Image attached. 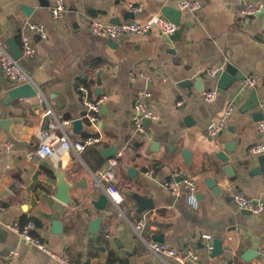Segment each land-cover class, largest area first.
<instances>
[{
  "label": "crops",
  "instance_id": "0c3cea01",
  "mask_svg": "<svg viewBox=\"0 0 264 264\" xmlns=\"http://www.w3.org/2000/svg\"><path fill=\"white\" fill-rule=\"evenodd\" d=\"M45 1L47 5L41 0H0V39L10 50L11 39L22 47L23 35L30 36L35 53L23 54L20 63L38 89V95L7 101L10 88L18 84L0 65V264H63L9 227L29 219L36 221L35 233L52 248L85 264H131L129 254L137 264H179L157 256L149 241L179 250L191 244L199 258L190 264H264V211L246 213L235 200L238 193L264 198V174H249L260 165L252 147L264 142L260 129L264 119H255V111L244 108L256 89L258 110L263 111L264 14L240 12L247 3L264 0H201L198 11L181 10L176 0H65L67 11L60 19L51 14L54 0ZM130 4L141 9L133 12ZM23 5L33 8L30 15ZM168 6L182 11L180 24L170 35L153 28L145 34H126L114 44L91 29L93 19L113 23L120 15L122 21L144 22L154 14L165 15ZM125 11L132 16L125 18ZM29 22L43 23L47 36L31 30ZM228 63L246 77H255L256 85L246 86L243 79L229 90L219 88L222 71L217 76L206 71ZM184 79L191 84L181 86ZM79 84L88 86L94 99L106 97L96 126L85 116L88 109ZM143 89L151 92L150 102L160 119L140 133L134 115ZM213 89L217 96L206 100L203 92ZM230 103L234 109L227 115ZM57 118L71 120L65 129L72 140L91 135L101 140L82 152L56 145L53 155L42 157L38 150L49 123ZM78 118L83 127L77 131L73 121ZM222 119L223 130L212 135L209 125ZM227 144L232 148L227 152L231 171L237 177L224 183L227 163L218 153ZM111 146L118 149L110 158L118 160L115 184L123 201L117 205L110 200L102 210L96 203L105 190L95 184L94 174L110 159L100 148ZM184 149L192 151L190 166ZM60 164L70 183L67 203L57 198ZM173 175L197 181L198 208L188 202L183 183L178 195L164 185ZM208 177L218 182L220 193L208 186ZM135 194L153 199L154 207L138 216ZM99 217L98 232L93 233L92 223ZM140 218L145 221L143 238L134 227ZM203 233L222 239L223 253L212 257ZM254 240L260 255L246 261L243 253Z\"/></svg>",
  "mask_w": 264,
  "mask_h": 264
},
{
  "label": "built area",
  "instance_id": "2783aa9c",
  "mask_svg": "<svg viewBox=\"0 0 264 264\" xmlns=\"http://www.w3.org/2000/svg\"><path fill=\"white\" fill-rule=\"evenodd\" d=\"M179 9L188 11H198L202 8L203 4L201 0H176ZM130 9L133 12H137L141 9L140 5L130 4ZM264 3H247L240 12L243 15H255L262 11ZM67 11V5L65 0H54V4L51 8V14L54 19H60L65 16ZM28 27L37 32L41 37H46V29L41 22H29ZM153 28H158L163 34H173L178 26L167 16L162 14H154L146 21L140 22L136 20H125L120 23H108L98 19L91 21V29L94 33L106 36L114 41H120L126 34H145L151 31ZM23 53L26 56H32L35 53V45L32 42L28 34H24L22 37ZM0 65L5 75L12 80L15 84L21 85L24 83H33V78L29 72L23 67L19 59H16L12 52L2 43L0 39ZM225 68L224 65L214 64L209 67L206 73L209 76H217ZM244 83L246 86H255L257 80L253 76H248ZM84 104L87 107L86 118L94 126L101 119L102 103L106 97L94 99L91 96L90 89L84 84L77 86ZM203 96L206 100L211 101L217 96V90H207L203 92ZM151 92L148 89L139 91L136 112L134 115V124L136 130L140 133H145L147 126L145 119L148 118L151 121H157L160 119L159 113L152 107L150 102ZM234 109V103L228 105L226 114L229 115ZM264 112V105H263ZM48 113H51L49 110ZM70 119H56L49 123L46 135L40 145L38 153L40 156H51L54 153V147L61 145L64 149H74L77 152H82L87 146L97 144L101 137L97 135H91L82 141H74L69 136L65 129V126L70 124ZM225 126V119L212 122L209 125V131L212 135L219 134ZM260 129H264V122H261ZM57 130H60L58 132ZM8 147L12 146L11 142L6 144ZM252 152L256 155L264 154V142H258L253 145ZM118 160L116 158H110L106 165L94 174L95 184L105 190L110 200L115 204L120 205L123 201V196L118 190L116 181V167ZM147 174L152 175L153 171L149 170ZM184 184L188 191V202L194 208L199 207L198 197V184L195 179L190 176H185L181 180L176 175H173L170 179L164 182V185L169 188L173 194L178 195L180 193V185ZM237 204L244 210H250L252 213H261L264 211V198H251L242 193L235 195ZM0 208H3L2 201L0 199ZM145 225L144 219L140 218L134 222V227L138 236L143 238V227ZM9 227L15 231L24 241L30 243L37 248L43 250L51 257L57 259L63 264H85L83 261L73 260L68 252L57 251L52 248L45 240L38 236L35 231L37 229V223L34 219H29L24 223L14 222ZM202 237L206 239V249L212 251L214 249V237L210 233H203ZM151 251L162 259L167 257L173 258L179 264H190L191 260L199 258V254L195 251L191 244H188L185 250H179L176 247L170 246L165 242L149 241L147 242ZM15 255V251L11 253Z\"/></svg>",
  "mask_w": 264,
  "mask_h": 264
},
{
  "label": "water",
  "instance_id": "95a60500",
  "mask_svg": "<svg viewBox=\"0 0 264 264\" xmlns=\"http://www.w3.org/2000/svg\"><path fill=\"white\" fill-rule=\"evenodd\" d=\"M41 4L42 5H47V1L45 0H41ZM22 9L28 14L30 15L33 11V8L28 6V5H23ZM181 13L182 11L175 8V7H171L168 6L164 9V14L171 19L174 23H176V25L180 24V19H181ZM260 13L264 14V7L262 9V11ZM123 16L125 18H130L132 15V13H130L129 11H125L122 13ZM122 17L120 15H118L117 17H115L112 22L113 23H120L122 22ZM112 42L114 44H118V41H113ZM10 50L13 54V56L16 59H21L23 56V49L21 47V45H19L15 40H10ZM246 75L244 73H242L241 71H239V69L233 64V63H228L225 65L224 70L222 71L219 79H218V86L219 88L223 89V90H229L233 84L237 81H241L243 79H246ZM191 84V80L190 79H184L183 81L180 82V85L184 86V85H189ZM202 79L198 78L196 85L199 89L202 88ZM38 95V89L37 87L33 84V83H24L21 85H17L14 86L12 88H10L9 90V96L7 98V101H12L16 98H23V97H32ZM260 101L257 99V90L253 89L252 93H251V97L249 99V101L246 103L245 105V109H251L254 110L255 112L253 113V116L255 119L257 120H262L264 119V112L262 110H258L259 106H260ZM145 124L149 125V123L151 122L150 119L146 118L145 120ZM73 124L75 126V129L78 131L83 127V119L78 118L75 119L73 121ZM100 151L103 153V155L106 158H110L114 155H116L118 153V149L115 146H111V147H101ZM228 151L232 152V148L230 147L229 144H227L224 148V150H221L218 153V157L223 161L226 162V166L223 167V170L226 173L227 179H225V181H223L224 183H226L228 180L229 181H235L237 174L235 171H231V169H233V165L230 164V156L228 155ZM184 159H185V163L187 165H191L192 163V151L190 149H184L183 153H182ZM260 165L254 167L253 169L250 170L249 174L251 176H255L258 174H264V154L259 155L258 157ZM57 175H58V195L57 198L60 199L61 201L67 203L70 199L69 196V188H70V183L67 179L66 173L65 171L62 169L61 164L59 165V168L57 170ZM183 177L179 176L178 179L181 180ZM247 181V179H245ZM208 186L213 188L215 190L216 193H220L221 192V188L218 187V182L212 178V177H208L206 179ZM135 198L137 200L138 203V209L136 211V214L138 216H141L145 211H147L148 209H151L154 207V202L153 199L148 198V197H144L140 194H135ZM110 201L109 196L107 195L106 192H103L100 196V198L98 199L96 206L99 209L104 210L108 203ZM246 213H251L250 210H244ZM101 218L99 217L98 219L94 220L92 223V227L90 229L91 232L93 233H97L98 232V228L96 227V225L98 223H100ZM156 239H162V237H154ZM214 249L212 251V257L218 256L221 253H223V240L220 238H215L214 239ZM260 251L261 248L258 245V242L256 240H254V244L251 248L247 249L244 253H243V258L246 261H251L253 259H255L256 257H258L260 255ZM130 257V261L131 264H137V261L135 259V257L132 254H129Z\"/></svg>",
  "mask_w": 264,
  "mask_h": 264
}]
</instances>
